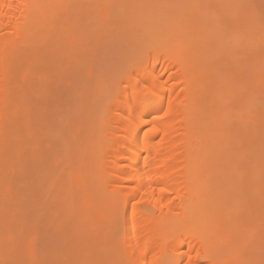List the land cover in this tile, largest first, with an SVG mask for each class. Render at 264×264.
Masks as SVG:
<instances>
[{
  "label": "bare ground",
  "instance_id": "bare-ground-1",
  "mask_svg": "<svg viewBox=\"0 0 264 264\" xmlns=\"http://www.w3.org/2000/svg\"><path fill=\"white\" fill-rule=\"evenodd\" d=\"M86 1L0 0V264H247L249 258L240 245L253 231L249 216L244 221L238 217V208L245 202L237 193L241 168L237 156L242 153L235 135L240 99L237 58L244 50L234 40L241 39L242 48L249 46L250 18L243 19L237 31L227 27L226 20L218 27L194 12V22L199 18L206 23L193 25L190 19L173 17L171 10L168 17L166 10L153 15L144 1L140 3L146 7L141 10L142 4L140 8L136 1L132 4L136 14L126 17L136 26L137 36L144 38L146 51L135 61H126L132 78H120L115 92H106V106L91 107L90 113L88 104L83 109L81 103L80 111L79 106L68 108V97L61 101L59 94L53 100L55 109L64 111L59 116L48 104L50 94L42 99L36 87L31 89L34 84L40 88L54 83L44 71L33 72L32 60L45 59V66L51 61L47 63L51 69L53 60L62 64L66 59L68 64L72 56L71 61H77L74 42L79 38L77 43L82 45L89 34L84 35L86 30H98L90 23L92 10ZM215 2L220 9L221 1ZM198 9L200 16L204 14L205 9ZM227 12L223 5L218 11L226 18ZM64 54L69 57L58 61L56 57ZM259 67L252 66L255 72ZM33 94L38 97L32 98ZM28 96L35 102L50 100L44 102L47 107L34 101L32 105ZM71 114L83 130L81 135L69 121ZM62 115L76 128L65 139L58 121ZM38 127L40 135L33 132ZM50 130L57 136L51 156L64 154L52 163L45 161L49 151L43 149V140L37 142L45 134L50 137ZM57 160L66 173L58 169ZM74 174L78 182L72 181ZM67 199L83 211L79 215L87 232L84 236L82 231L81 237L78 231L79 239H68L59 231ZM243 225L251 227V234L240 232ZM46 233L50 243L45 241ZM59 237L62 243L57 244Z\"/></svg>",
  "mask_w": 264,
  "mask_h": 264
},
{
  "label": "rangeland",
  "instance_id": "rangeland-1",
  "mask_svg": "<svg viewBox=\"0 0 264 264\" xmlns=\"http://www.w3.org/2000/svg\"><path fill=\"white\" fill-rule=\"evenodd\" d=\"M100 1H102V0H92V2H91V0H89V2L87 0L85 4L89 8H87L86 5L84 4L85 5L84 7H86L89 11H90V7H91V10H92L90 12L91 15H90L89 11L86 10V8H85V10L90 15L89 16L90 19L92 20V18H93L94 22L90 20L91 25L93 26V23H94L93 27H96L98 30L96 32V29H95V33H94V30L92 29L93 31H92V33H90V30L87 31L85 29L87 33H85V31H84V33H85L84 35L86 36V34H88V33L89 34L87 35V37H85L86 42H84L83 44L81 43L82 45H79L80 43L79 44L77 43V41L79 42V38L77 41L73 40L74 37L72 38L73 42L75 41L74 44L76 46L73 50H76V52H78L77 57L79 56L76 62H75L76 59L74 60L75 63H73V61H71L72 56H70L71 60L69 61V59H67V61H69L70 63L66 64V59H64V58H65V56H67V58L69 57V55H66V54H64V57H61V56L56 57L57 59H59L58 61H60L62 58L64 59L61 62L62 64H58L57 60H53L54 58H52V60L55 61L53 63V69L56 68L55 65L57 64V70H55L54 71L55 74H53V69H51L52 65H47V63L49 62L48 60L46 61V66L44 64L45 59L42 61H40L41 58L40 59L38 58L39 60L34 59L35 63H34V60H32V65H33L32 69L34 70L33 71L34 73L37 71L40 72L42 70V73L44 71L45 75L47 74V76H48V74H49L51 76V80H54V83L51 84V81H50L49 85H45V86L43 85L44 87H41V85H40V88L37 87L36 84H34V82L32 80V85L34 84V86H32L33 88H31V89H35V87H36V90L38 91V93L40 92L42 99L45 97V94H50L49 97L53 101L55 98L57 99V96L59 97V94H60L61 101H62V99H65V96H66V98L68 97L65 101L68 103V108H72V110H73V106L76 108H78V106H79L80 107L79 111H80L81 110V105H80L81 103H82L83 109L85 107V104L86 105L88 104L90 106V111L88 110L89 113L92 111L91 107H93V110H94V107H96V109L100 108V110H102L104 108V106H106V104L108 103L106 99H108V101H109V98H107V95H105L106 92L112 93V89L116 90L119 87V79L120 78L124 77L125 79H129V80L132 78V74L130 73V71L127 70L128 66H129V64L127 62L130 61V63H131V60H132V62H133V60L135 61V58H137L139 54L143 53V51H144L143 48H146V47H144V45H145L144 38L140 37V35H138L139 37L137 36L138 30L136 31V26L131 24L132 22L129 21L128 17H126L127 13H128V16L130 14H132V15L136 14L135 12H133L134 11L133 5H135L134 3L136 1H138L136 3H138V7L140 6V8H141V4L143 3L142 1H144V4H148L147 6H148V9H150L149 11L151 12V10H152L154 12L153 15L155 14V12H159L158 14H162L160 12L161 11L164 12L166 10L165 12H166V15L168 17L167 12H170V10H171V12H172L171 15L173 17L179 16L181 18H184L185 20L190 19V21L193 25H194V23L199 24V22L201 20H203V23H204V21L206 19L208 21H212V24L219 27V26H221L220 24H222L223 22H225L224 20H226V22L229 23V24H227V27L233 26V28L237 29V31H239V30L241 31L242 26L244 24L243 19L248 20L250 18L251 21L248 22V27L246 29L247 31L248 30L250 31V38L247 40L248 42L246 41V43L249 46L246 45V48L245 47L242 48V46H244V42L241 41V39L239 41V38H238V40L237 39L234 40V44L238 48H241V50H244L240 56L241 58L240 57L237 58L238 59V72L237 73H239L238 74V77H239L238 87L240 86L238 89H239V93H240V95H239L240 99H238V107L237 108H239V111H238L239 114H238V121L236 122L237 124H236V129H235L236 130L235 135H236V144L238 146V150L241 151L239 153L240 154L242 153V154L237 156L239 161H240V164L238 163L239 164L238 167H241V168L239 169L240 172L238 173L239 175L237 174L238 177H236V180L238 181V184H239L237 193L240 196L241 201L245 202V206L243 208H241V209L238 208V210H239L238 217L242 220L245 217L249 216V218L251 219V222H250L251 224L249 223V221H248V223L252 227V231H253V234H252L253 236L249 237L250 239L243 237L242 245H240L241 253L244 252L245 255L244 254L243 255L245 256L246 260H248L246 255L248 256V258H249L248 263L249 264H258V263L264 264V48H262V47H264V24H263L264 18L262 17V16H264V0H231V2H230V0H197V1L194 0V2H191L193 0H191V1L190 0H147V2H149L150 4L147 3L146 0H135V1H131V0H125L124 1V0H122V2H119L118 0L117 1L116 0H108V1L103 0L104 3L100 2ZM213 1H214V4H213ZM215 1H217V2L221 1V2H218V4H220L219 7L221 9V7L223 5V9L228 11L227 13H229V14L227 15V18L225 17L226 16L225 14H223L224 17H222V14L220 15L219 14L220 12L218 13V11H220V9L218 8V5ZM140 2H142V3H140ZM107 3H108V5H107ZM196 3L198 4V6ZM229 3L232 5H230ZM144 4H142L141 10H143V6H144V8L146 7ZM163 5H164V7H163ZM215 5H217V7ZM120 6L122 8L124 6V9H125V10L123 9L124 11L122 13H121L122 8ZM225 6H226V8H225ZM138 7L135 6V10L137 9V12L140 10V9L138 10ZM213 7L215 9H213ZM198 8L202 9V12L204 9L205 10L209 9L208 11H210V14L207 10L206 11L204 10V14H201V16H200L201 11ZM228 8H230V9H228ZM118 9H119V11H118ZM196 9H198V10H196ZM245 9H247V10L245 11ZM191 10H193V12H189ZM215 11H216V13L214 14ZM230 11H232V13ZM235 11H236V17L234 15ZM124 12L126 13V15ZM194 12L199 13V15H197L198 13H196L197 17H199V18L203 17L205 19L199 20V18H196L195 22H194V19L192 16ZM138 13H140V11ZM173 13H175V14L173 15ZM188 13H190V17L187 16ZM118 14H122V15H118ZM176 14H178V15H176ZM217 14H218V16H217ZM232 14H233V16H232ZM182 15H184V16H182ZM202 15H204V16H202ZM205 15H206V17H205ZM121 16L122 17L125 16L124 18L126 20L123 18L125 20L124 21ZM247 16H248V18H247ZM230 17H231V19H230ZM223 18H225V19H223ZM192 19H193V21H192ZM240 19H242V20H240ZM257 20H258V22H257ZM182 21L184 22V20H181V22ZM201 22H200V24H201ZM191 23H190V25H191ZM205 23H206V21H205ZM240 23H241V25H240ZM84 24H85V22H84ZM166 24H168V23H166ZM197 24H195V25H197ZM85 25H87V24H85ZM81 26H82V24H81ZM237 26H238V28H237ZM250 27H251V30H250ZM82 28H83V26H82ZM253 31L255 34L253 33ZM130 32H131V35H130ZM81 33H82V31H81ZM81 33H79L76 36L79 37V35ZM253 34H254V36H253ZM134 37H136V39ZM129 38L132 42L129 40ZM82 39L84 40V37ZM134 40H136V41L134 42ZM253 41H256V42H254L255 44L253 43ZM242 42H243V44H242ZM262 43H263V45H262ZM77 44L79 45L78 48H77ZM250 45L254 46L252 48L253 50L251 49ZM246 49H248V50L251 49L250 50L251 53L248 50L246 51ZM139 51H141V52H139ZM72 55L76 56L75 51ZM131 56H132V58H131ZM239 58H240V60H239ZM249 58H251V59L249 60ZM73 59H74V57H73ZM257 60H258V64L256 63ZM243 61L245 63H243ZM50 62H49V64H50ZM63 62H64V64L67 65V68H68L66 72H64L65 68L63 69V66H64ZM206 62H209V60H207ZM248 62H249V64H248ZM38 63H39V65H38ZM123 63H124V65H126V63H127V66L124 67V70H123V66H124ZM254 64L256 65V68L259 67V64H260V67L258 68V70L256 68H254L257 70L256 72L252 68V66L255 67ZM245 65H246V67H245ZM58 66H59V68L61 66V69L64 72L63 75H61L62 72L61 73L59 72ZM46 67H48V69ZM240 69H241V71H240ZM251 69H252V73L250 72ZM46 70H48V71H46ZM56 73H59L61 75L60 78H59V75ZM251 74H253V75H251ZM61 77H63V79ZM256 77H258L257 80H256ZM56 78L59 79L60 84L58 83V80H56ZM48 79L50 80L49 77H48ZM34 81L36 83V80H34ZM37 82L40 83L38 81V79H37ZM55 82H57V83H55ZM38 83H37V85H38ZM61 83H62V85H61ZM55 84L57 87H55ZM52 85H54V86H52ZM58 85H59V87H58ZM60 85H61L62 89H61ZM41 89L45 90L44 91L45 93H43L44 96L41 94V91H42ZM59 89L63 90L64 96H61L62 91L59 92ZM115 90H114V92H115ZM37 91H35V92L37 93ZM51 91H52V93H55V94H52ZM31 92H32V90H31ZM35 92H34V94H35ZM34 94H33L32 98L38 97V96L34 97ZM28 98H29V96H28ZM30 98H31V96H30ZM30 98H29V104L30 103L32 104L33 101L35 102V100L32 101V98L31 99ZM46 98H47V96H46ZM50 98H47V101H46V99L44 101L42 99H41L42 101L37 99L38 101L35 102V105L37 104V102H39L40 104L44 103V102L47 103L50 100ZM51 100L48 102V104H50V105L52 104L51 107L54 106L53 109L56 111V113L59 114V116H60V114H63L64 111H59V109L57 110V108L55 109V107H57V106H56V104L54 105V101L51 102ZM59 101H60V98L57 100V102L59 103ZM103 102H105V103H103ZM46 103H44V104H46ZM63 103H64V101H63ZM67 103L65 104V106H67ZM40 104H38V106L44 107V105H40ZM48 104H46V107L48 106ZM88 105H87V107H88ZM62 108H63V106H62ZM83 109L81 111L82 113H83ZM60 110H62V109H60ZM64 110L66 113V110H67L66 107ZM72 110H71V112H72ZM68 111H70V110L68 109ZM74 112H75V114H77L78 113L77 109ZM86 112H87V110H86ZM84 113H85V111H84ZM66 114H68V113H66ZM75 114L73 113V115H75ZM78 115L79 114H77V116ZM61 117H63V115ZM71 117H72V119L70 118L69 121L70 122L72 121L71 124L74 125L76 121L73 120L74 117L72 116V114H71ZM76 119H77V117L75 116V120ZM78 119H79V116H78ZM80 119L82 120L81 115H80ZM60 120L58 117L59 123H62L61 125L59 124L61 126L60 132L64 133L63 134V135H65L64 139L69 138L68 137L69 133H71L72 131H76V128H78L76 126L77 123L75 124L76 128L73 127V129H72L71 128L72 125L70 127L67 117H63L62 119L60 118ZM65 123H66V125H65ZM78 129H80V128H78ZM36 130H33V132L36 133V135L37 134L40 135L41 130L39 133V127ZM44 130H46V129H44ZM69 130H72V131L68 132ZM81 130L82 129H80V132H79L80 135H81ZM43 134H44V132H43ZM50 135H51V130H50ZM48 136H49V133H48V135L45 134V137L42 136V137H39V139L37 138V142H40L43 140V147H44L43 149H45V151H47V150L49 151L46 153L47 154L46 157H48L47 160H45V158H44V160L46 162L48 161V162L52 163L54 160L61 158V155H64V154L63 153L60 154V152H59V156H51L52 155L51 153L53 151V144L55 145V143H53V139L56 140L57 136L55 138L54 136L51 135L50 137H53V138H51V140H50V137H48ZM36 137H35V139H36ZM44 138L46 140H44ZM47 140H48V144H47ZM57 144L59 145L60 143L57 142ZM36 147H39V146L37 145ZM58 150L56 152H58ZM56 152L54 151L53 154L55 153V155H56ZM60 160L59 161L57 160L55 163H57L56 165L59 166L58 169H61V173L64 174V173H66L65 167L63 166L62 162L59 163ZM23 161H25V159H23ZM253 174H255L256 178H254ZM72 175H71V178H72L73 182L75 179L77 180V182L80 180V178L78 177L77 174H74V177ZM250 176L251 177L253 176V178H254L253 181L255 180L254 182L256 184L254 182L252 183V179H250L251 178ZM60 181L58 182V185L60 184ZM63 184H64V182L62 184H60L59 186H63ZM63 189L66 192V188H63ZM257 191H258L259 195L257 194ZM254 193H256V194H254ZM257 196L260 200V203H258L259 200L257 199ZM67 200H66V202H67L66 204L63 203V205H65V207H64L65 209L63 211L64 213L62 214L63 219L65 220L63 225L65 224L66 228H65V226L61 225V226H59L60 227L59 231H60V234H62L63 236L65 235L66 238L68 237V239H69V237L72 239H77V237H78V239H79V237L80 236L82 237L83 234L85 236L86 235L85 233L87 232L85 227L82 228L83 222H82V220H80V218H81L80 215L83 214L82 213L83 211H81V209H79L80 207L78 206L79 207L78 208L76 204H72L73 200H68V201ZM250 201H251V203H250ZM51 203H52V201H51ZM51 205L54 206V204H50V207H51ZM250 206H252V207H250ZM57 207H58V205H57ZM62 207H61V209H62ZM53 209H54V207H53ZM47 210H48V207H47ZM50 210H51V208H50ZM79 210L81 211V213ZM238 210H236V211H238ZM56 212H57V210H56ZM49 213L47 212V214H49ZM79 213H80V215H79ZM44 215L46 216V214H44ZM50 215H51V213H50ZM57 217H58V215H57ZM51 218H53V217L51 216ZM45 219H46V217H45ZM53 220H54V218H53ZM242 221H244V220H242ZM49 222L50 221L48 220V222L46 224H47V228L50 231L51 228H49L48 224L51 226L50 223H52V222H50V223ZM62 222L63 221L58 222V224H62ZM241 224H243V223H241ZM53 227H54V225H53ZM251 227H249V225H248L247 228H249V230H247V228L243 225V232L242 231H240V232L244 233L245 230H246V232L247 231L250 232ZM45 228H46V226H45ZM253 228H254V230H253ZM62 231L64 233H62ZM78 231H81L79 233L80 236L78 234ZM82 231H83V233H82ZM46 232H48V231H46ZM246 232H245V234H247ZM251 232L249 234H251ZM54 233H55V231H54ZM81 233H82V235H81ZM46 235H47V233H46ZM62 235H60V237ZM51 236H52V233H51ZM58 236H59V233H58ZM56 237H57V234H56ZM60 237L57 238V240H60ZM47 240L49 243L52 241V238H49V234L45 237V241H47ZM60 242H61V240L59 242H57V244H59Z\"/></svg>",
  "mask_w": 264,
  "mask_h": 264
},
{
  "label": "snow or ice",
  "instance_id": "snow-or-ice-1",
  "mask_svg": "<svg viewBox=\"0 0 264 264\" xmlns=\"http://www.w3.org/2000/svg\"><path fill=\"white\" fill-rule=\"evenodd\" d=\"M191 259H192V258H191V257H189V260H190V261H191Z\"/></svg>",
  "mask_w": 264,
  "mask_h": 264
}]
</instances>
